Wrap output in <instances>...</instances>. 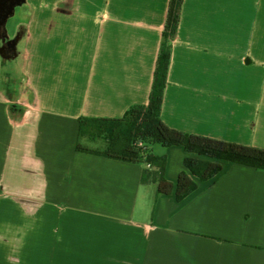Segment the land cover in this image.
<instances>
[{"label":"crops","instance_id":"0c3cea01","mask_svg":"<svg viewBox=\"0 0 264 264\" xmlns=\"http://www.w3.org/2000/svg\"><path fill=\"white\" fill-rule=\"evenodd\" d=\"M169 4L27 0L6 74L24 101L3 92L0 58V190L26 191L0 202V264H264L263 171L226 163L179 203L149 166L76 151L80 119L149 104ZM180 28L162 120L264 149V0H184ZM158 155L176 185L187 155Z\"/></svg>","mask_w":264,"mask_h":264},{"label":"trees","instance_id":"16d2710c","mask_svg":"<svg viewBox=\"0 0 264 264\" xmlns=\"http://www.w3.org/2000/svg\"><path fill=\"white\" fill-rule=\"evenodd\" d=\"M183 3L184 0H170L149 104L132 107L121 119H80L76 146L78 153L149 166L154 170L146 173V180L158 184L159 195H174L179 203L198 190L196 181H214L226 163L264 172V149L186 134L162 120L172 48L181 31ZM156 146L181 148L187 155L183 162L185 171L180 173L176 185L166 180L168 159L155 153Z\"/></svg>","mask_w":264,"mask_h":264},{"label":"rangeland","instance_id":"374dc122","mask_svg":"<svg viewBox=\"0 0 264 264\" xmlns=\"http://www.w3.org/2000/svg\"><path fill=\"white\" fill-rule=\"evenodd\" d=\"M27 6L23 5L22 7L16 8L14 15L10 18L8 22V27L13 25L14 27L22 26L23 24L28 23V14ZM6 65V64H4ZM15 65L8 63L6 67L2 69L1 75V82H2V89L3 92L6 93V97L12 103H16L18 100L24 101L26 96V82L24 80H16L11 77L7 78L6 74L10 71L12 72V68L14 69ZM160 150H165L160 146L155 147V153L158 155L160 154ZM13 194V193H12ZM8 195L7 191L0 190V202H26L24 199L26 197V191H20L18 198L24 199H17L16 193L13 195ZM6 200H3V199Z\"/></svg>","mask_w":264,"mask_h":264},{"label":"flooded vegetation","instance_id":"af4514ba","mask_svg":"<svg viewBox=\"0 0 264 264\" xmlns=\"http://www.w3.org/2000/svg\"><path fill=\"white\" fill-rule=\"evenodd\" d=\"M1 10L2 8H0V15L2 13ZM8 22L0 32V58L6 64L12 63L19 58L21 55L19 46L27 36L24 26L11 28V26L8 27Z\"/></svg>","mask_w":264,"mask_h":264},{"label":"water","instance_id":"95a60500","mask_svg":"<svg viewBox=\"0 0 264 264\" xmlns=\"http://www.w3.org/2000/svg\"><path fill=\"white\" fill-rule=\"evenodd\" d=\"M27 3V0H0V32L2 28L7 24L11 16L14 15L16 8L22 7ZM4 8V9H3ZM179 39V36L175 39L176 42Z\"/></svg>","mask_w":264,"mask_h":264}]
</instances>
